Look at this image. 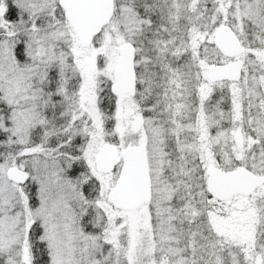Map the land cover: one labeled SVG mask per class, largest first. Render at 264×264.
<instances>
[{
    "label": "snow or ice",
    "instance_id": "snow-or-ice-1",
    "mask_svg": "<svg viewBox=\"0 0 264 264\" xmlns=\"http://www.w3.org/2000/svg\"><path fill=\"white\" fill-rule=\"evenodd\" d=\"M0 264H264V0H0Z\"/></svg>",
    "mask_w": 264,
    "mask_h": 264
}]
</instances>
